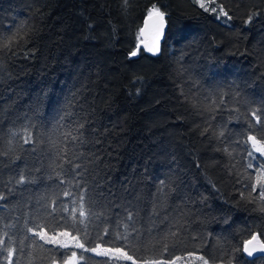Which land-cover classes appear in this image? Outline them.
Instances as JSON below:
<instances>
[{
  "label": "trees",
  "instance_id": "1",
  "mask_svg": "<svg viewBox=\"0 0 264 264\" xmlns=\"http://www.w3.org/2000/svg\"><path fill=\"white\" fill-rule=\"evenodd\" d=\"M219 2L231 20L193 0H0V34L21 24L32 30L0 69V153H7L0 155V237H12L17 264L81 254L37 240L43 250L30 260L27 247L36 223L67 224L55 230L76 235L71 210L81 194L93 247L105 228L114 234L126 224L143 239L131 241L134 258H158L168 243L175 256L196 251L215 264H264V256L243 252L244 241L264 233V202L252 192L249 203L246 179L264 156L250 158L245 143L264 137V123L252 116L264 110V0ZM153 5L167 21L160 54L138 49L132 57ZM83 255L78 264L108 259Z\"/></svg>",
  "mask_w": 264,
  "mask_h": 264
},
{
  "label": "snow or ice",
  "instance_id": "2",
  "mask_svg": "<svg viewBox=\"0 0 264 264\" xmlns=\"http://www.w3.org/2000/svg\"><path fill=\"white\" fill-rule=\"evenodd\" d=\"M195 4H197L201 9L205 12H211L216 14V18L220 19L221 17H225L228 20H231L232 17L229 15V11L225 9L222 3L219 0H193ZM125 3H128V0H125ZM255 13L248 16L247 22H251L253 20ZM164 17L165 12L161 11L160 8L153 5L151 9L148 11V19H155L157 24V40L159 39V35L162 34L164 27ZM147 24V21L145 22ZM91 27V25L89 26ZM144 29H141L143 32ZM31 28L26 26L25 24H21L15 28L14 31H10V34H0V69H2V57L8 54L16 55V51L24 48L31 40ZM147 51L155 54L159 51L157 46L147 47L145 46ZM132 57L137 56V51L134 50L130 53ZM137 79H142L138 77ZM196 106L195 104L193 105ZM252 116L255 118L257 124L264 123L262 120V116H264V110L257 112L253 111ZM83 128V125H80ZM209 131L208 127H205L203 131L200 133L201 135H205ZM13 136L16 133L12 134ZM218 137L224 136V132L221 130L218 134ZM71 136V133H66L65 137ZM73 140L77 139V137L73 136ZM31 142V133H28L25 137L24 143ZM251 142L252 151H248V156L252 159H255L253 152L259 153L261 156H264V137L258 139L254 135H249L245 143ZM11 144V141H9ZM220 149H217L219 151ZM223 151L231 156L232 153L229 151L227 147L223 149ZM7 153H0V155H6ZM234 167V166H233ZM248 168H253V164L249 163L247 165ZM256 175L253 177L249 174L246 179L253 181L250 184L251 191L248 194L249 203H255L256 198L252 197L251 193L256 192L258 194L259 201L264 202V165H261L259 168L255 169ZM245 177H242L244 179ZM20 182H23L21 179ZM63 182V181H62ZM163 183V182H161ZM65 195H69V193L65 192ZM244 193H241V199H244ZM0 199H3L0 196ZM81 203L79 204V208H73L72 212V230L76 232V235H72L69 231H56V228L63 229L67 227V224H60L57 222L55 226L45 225L43 223H36L32 227L27 228V232L31 234V244L27 247L31 249L28 252V257L30 260L35 259V251L37 248L43 250L42 245L37 244V240L43 241L44 244H51L53 248L57 249H68L70 247L68 240L72 241V247L75 249H80L81 254L78 255L77 251H71L70 255L67 252H59L60 259L57 258L56 255L50 257L51 264H78V261H82L85 259L83 252H92L98 256H105L108 259L104 262V264H119L120 261H130L131 264H178L179 261H184L185 264H210V260L212 264H215V259L211 257H206L203 254H197L196 251H186L183 256H175L171 255V249L175 248V244L169 245L168 243L163 244V249L158 258H148V257H137L134 258V255H130L129 252L136 247L131 241L139 239L140 243L143 244V239L140 236L137 229H132L131 232L127 231V225H124L126 229L124 232L116 231L114 234L111 229L105 228L103 235H97L95 238V246H91L93 243V239L91 233L88 231V224L86 221L89 219L91 215L86 209L84 205V195L80 196ZM53 204L55 202L53 201ZM55 211V209H53ZM261 211H264V207H261ZM65 212L68 211L67 208L64 209ZM77 211L79 212V219L76 217ZM128 219H132V214L129 213ZM78 225L83 226L82 228L78 227ZM9 227V226H6ZM47 228V231H46ZM133 233H136V236H133ZM172 237H176L177 233H170ZM264 235V233L260 234H252L249 240L244 241L243 251L248 256H253V254L257 251L264 253V239L260 237ZM4 236L8 237L7 241L0 237V253H6L7 255L3 257L6 264H17L14 261L13 257L16 248L12 247L13 240L12 237L8 235L7 232L4 233ZM61 237L66 239H61ZM105 237H112L111 239H105ZM25 239H29V237H25ZM167 239V237H165ZM193 240L196 237H192ZM21 245H23V241H20ZM159 243V241H157ZM108 245L107 247H102V245ZM146 247V245H144ZM125 249H128L127 251ZM23 247L20 251H23ZM136 251H139V248H136ZM167 254V255H166ZM43 259H48V257H42ZM221 264H224L223 258H221ZM227 264H232L231 259L227 261Z\"/></svg>",
  "mask_w": 264,
  "mask_h": 264
},
{
  "label": "water",
  "instance_id": "3",
  "mask_svg": "<svg viewBox=\"0 0 264 264\" xmlns=\"http://www.w3.org/2000/svg\"><path fill=\"white\" fill-rule=\"evenodd\" d=\"M146 21H147V24L145 23ZM157 24H158V22L155 19H148V15L144 18L142 26L140 28V41L137 45L136 51L138 49H143L146 53H148L152 56H157L160 54L161 44H162V41L164 40L166 31H167V21L164 18L163 31H162V34L159 35L158 40H157ZM141 29H144V31L141 32ZM146 45H147V47L157 46L159 48V51H157L155 54H153L152 52L147 51V49L145 47ZM253 234H257V233H253ZM244 255L247 258H254V257H258V256H264V253L257 251L253 254V256H248L244 252Z\"/></svg>",
  "mask_w": 264,
  "mask_h": 264
},
{
  "label": "rangeland",
  "instance_id": "4",
  "mask_svg": "<svg viewBox=\"0 0 264 264\" xmlns=\"http://www.w3.org/2000/svg\"><path fill=\"white\" fill-rule=\"evenodd\" d=\"M61 239H66V238L61 237ZM68 242H69V245H72V241L70 239L68 240Z\"/></svg>",
  "mask_w": 264,
  "mask_h": 264
}]
</instances>
